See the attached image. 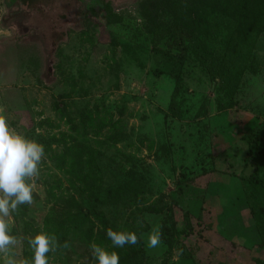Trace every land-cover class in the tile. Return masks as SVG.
Masks as SVG:
<instances>
[{"label": "rangeland", "instance_id": "1", "mask_svg": "<svg viewBox=\"0 0 264 264\" xmlns=\"http://www.w3.org/2000/svg\"><path fill=\"white\" fill-rule=\"evenodd\" d=\"M140 1L0 0V116L44 147L0 264L30 262L39 231L56 239L48 264H95L92 244L119 264H211L217 233L241 247L240 264L263 257L264 191L247 179H264V35L250 48L222 29L176 44L148 32ZM224 65L242 72L232 95L215 73ZM192 199L201 222L187 235ZM108 229L138 243L113 248Z\"/></svg>", "mask_w": 264, "mask_h": 264}, {"label": "trees", "instance_id": "2", "mask_svg": "<svg viewBox=\"0 0 264 264\" xmlns=\"http://www.w3.org/2000/svg\"><path fill=\"white\" fill-rule=\"evenodd\" d=\"M139 6L142 15L153 22L148 32L161 33V37L168 36L176 44L181 43L183 40H190L197 35L211 38L216 36L217 32L222 29L231 31L239 44L250 48L259 36L264 35V0H141ZM26 13V10H23L21 12L22 17ZM16 14L18 12H9L6 21ZM216 17L226 20L221 24L222 21L217 22ZM164 19H167L164 29L156 31L159 28L157 27L159 21L161 22ZM248 52L251 53L250 49H248ZM253 64V61L250 60L251 69L254 68ZM228 70L230 68L225 65L219 66L215 69V73L222 87L229 95H232L242 72H228ZM247 181L255 188L261 187L264 191V179L255 171ZM182 185L183 187L181 186L179 189L180 193H188V185L185 182H182ZM262 195L264 197V192ZM114 197L120 199V187L108 192V200ZM195 210L194 199L184 206L185 221L183 223L187 235L195 233V226L201 222L195 218L197 217ZM257 214H255L257 220L264 217V204ZM194 220L196 221L193 222ZM210 239L209 242L215 249L221 248L219 253L210 258L212 260L211 264H240L241 261L237 262L239 256L237 252L241 247L237 243L223 238L218 233L212 235ZM254 247L256 251L263 253V257L254 259L253 264H264V237ZM207 256L204 258H208ZM201 259L196 258V264H204Z\"/></svg>", "mask_w": 264, "mask_h": 264}, {"label": "clouds", "instance_id": "3", "mask_svg": "<svg viewBox=\"0 0 264 264\" xmlns=\"http://www.w3.org/2000/svg\"><path fill=\"white\" fill-rule=\"evenodd\" d=\"M44 156V147L37 141L14 130H10L6 119L0 116V253L6 252L15 244L11 235L10 217L19 206L31 204L33 187L30 181L39 175V165ZM113 248L134 246L138 236L133 231L106 230ZM161 243L160 233L147 237V246L156 248ZM32 251L31 261L23 264H48L47 254L56 246L54 236L39 231L28 240ZM95 264H119L117 252L109 251L98 244L90 245ZM3 264H16L8 258Z\"/></svg>", "mask_w": 264, "mask_h": 264}]
</instances>
